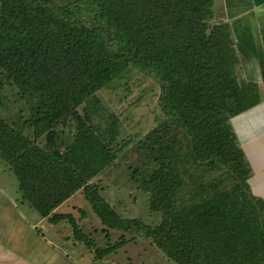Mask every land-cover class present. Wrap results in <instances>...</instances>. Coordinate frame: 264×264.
I'll return each instance as SVG.
<instances>
[{
	"label": "trees",
	"instance_id": "obj_1",
	"mask_svg": "<svg viewBox=\"0 0 264 264\" xmlns=\"http://www.w3.org/2000/svg\"><path fill=\"white\" fill-rule=\"evenodd\" d=\"M214 17V0H0V161L29 205L67 222L68 240L97 259L129 240L95 246L60 211L78 193L106 237L145 236L172 264H264V201L231 123L261 93ZM129 69L160 86L162 118L137 146L156 225L122 217L93 182L120 147L98 93Z\"/></svg>",
	"mask_w": 264,
	"mask_h": 264
},
{
	"label": "rangeland",
	"instance_id": "obj_2",
	"mask_svg": "<svg viewBox=\"0 0 264 264\" xmlns=\"http://www.w3.org/2000/svg\"><path fill=\"white\" fill-rule=\"evenodd\" d=\"M52 1L61 4L74 0ZM215 21L225 22L220 18ZM231 32L233 35L232 29ZM159 96L160 86L134 69L126 70L98 93L101 107L119 119L120 147L115 164L93 182L100 186L103 197L122 217L139 218L150 225L159 223L161 215L149 210L147 194L139 187L142 162L137 146L162 118ZM237 139L241 146L243 139L239 134ZM243 150L248 157L246 149ZM136 169V173L133 172ZM60 211L70 213L83 231L93 236L99 248H103L105 242L114 245L120 235L129 241L115 253L97 259L96 247L90 249L83 243L68 240V236L73 238V233L67 222L51 225L29 205L22 197L15 176L0 161V251L9 248L16 256L29 259L27 261L33 264H52L53 261L54 264H172L145 236L111 231L106 237L102 232L105 227L81 193L72 196Z\"/></svg>",
	"mask_w": 264,
	"mask_h": 264
},
{
	"label": "crops",
	"instance_id": "obj_3",
	"mask_svg": "<svg viewBox=\"0 0 264 264\" xmlns=\"http://www.w3.org/2000/svg\"><path fill=\"white\" fill-rule=\"evenodd\" d=\"M214 8L213 21L220 18L233 31L240 73L257 83L261 93L259 105L233 118L231 123L243 139L241 149L245 148L248 155L245 154L251 167V191L264 201V0H214ZM27 260L6 247L0 251V264H33Z\"/></svg>",
	"mask_w": 264,
	"mask_h": 264
}]
</instances>
